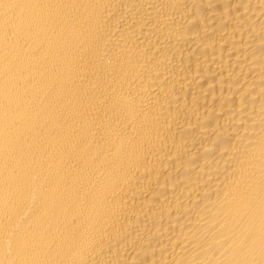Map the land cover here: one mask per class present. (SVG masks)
Returning a JSON list of instances; mask_svg holds the SVG:
<instances>
[{
	"label": "bare ground",
	"instance_id": "1",
	"mask_svg": "<svg viewBox=\"0 0 264 264\" xmlns=\"http://www.w3.org/2000/svg\"><path fill=\"white\" fill-rule=\"evenodd\" d=\"M0 264H264V0H0Z\"/></svg>",
	"mask_w": 264,
	"mask_h": 264
}]
</instances>
